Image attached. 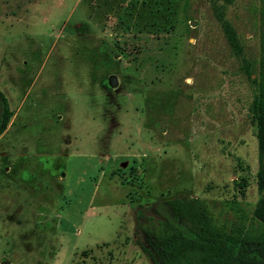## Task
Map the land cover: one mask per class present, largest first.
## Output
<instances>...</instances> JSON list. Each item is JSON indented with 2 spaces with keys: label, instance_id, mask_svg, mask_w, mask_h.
Returning <instances> with one entry per match:
<instances>
[{
  "label": "rangeland",
  "instance_id": "rangeland-1",
  "mask_svg": "<svg viewBox=\"0 0 264 264\" xmlns=\"http://www.w3.org/2000/svg\"><path fill=\"white\" fill-rule=\"evenodd\" d=\"M263 5L0 0L12 112L0 134V264H150L139 204L193 197L218 221L235 220L229 201L250 215L263 191L250 79Z\"/></svg>",
  "mask_w": 264,
  "mask_h": 264
},
{
  "label": "trees",
  "instance_id": "trees-1",
  "mask_svg": "<svg viewBox=\"0 0 264 264\" xmlns=\"http://www.w3.org/2000/svg\"><path fill=\"white\" fill-rule=\"evenodd\" d=\"M215 10L232 51L238 54L234 31L220 8ZM241 59V69L250 78L249 64ZM259 66L258 74L250 79L256 84L251 110L259 161L257 185L262 196L250 215L237 202H224L236 211L230 223L215 219L207 202L199 198H170L134 206V227L142 237L139 247L150 264H264V54ZM11 116L0 92V134Z\"/></svg>",
  "mask_w": 264,
  "mask_h": 264
},
{
  "label": "crops",
  "instance_id": "crops-1",
  "mask_svg": "<svg viewBox=\"0 0 264 264\" xmlns=\"http://www.w3.org/2000/svg\"><path fill=\"white\" fill-rule=\"evenodd\" d=\"M28 4H29V3H28ZM28 4H27V5H28ZM30 5H31V4H30ZM19 8H20V7H19ZM22 9L27 10L28 8H27L26 6H23V5H22Z\"/></svg>",
  "mask_w": 264,
  "mask_h": 264
}]
</instances>
